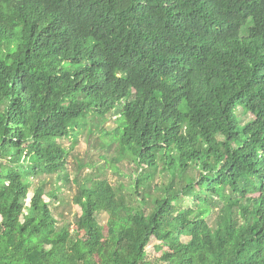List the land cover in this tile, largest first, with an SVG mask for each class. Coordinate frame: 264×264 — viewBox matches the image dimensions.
I'll list each match as a JSON object with an SVG mask.
<instances>
[{
    "label": "trees",
    "instance_id": "obj_1",
    "mask_svg": "<svg viewBox=\"0 0 264 264\" xmlns=\"http://www.w3.org/2000/svg\"><path fill=\"white\" fill-rule=\"evenodd\" d=\"M112 113L135 175L60 224L32 182ZM0 264H264V0H0Z\"/></svg>",
    "mask_w": 264,
    "mask_h": 264
},
{
    "label": "rangeland",
    "instance_id": "obj_2",
    "mask_svg": "<svg viewBox=\"0 0 264 264\" xmlns=\"http://www.w3.org/2000/svg\"><path fill=\"white\" fill-rule=\"evenodd\" d=\"M251 118L252 116L247 118V120ZM115 119L114 113L108 115L107 121L101 129H95L92 135H90L89 130L86 129L79 136L76 143L71 139L63 140L72 154L69 159L67 170L70 178L69 183L60 180L57 176H43L37 180H33V185L41 184L44 186L46 192L55 191L58 195L59 199L48 198V201L60 224L73 221L75 214L79 212V208L74 205L72 201L77 192V186L72 183L74 178L79 177L84 179L92 173L98 175L100 178H108L114 185L118 186L121 182L128 183L135 175L133 171L134 167L130 165L127 159L117 165H112L106 161L108 160L111 162L113 158L119 157L120 151L118 147H115V145L112 147H103L100 144V138L104 134L103 132L107 130L112 131L115 128ZM74 145L76 146L75 148H73ZM88 163L89 165H87ZM93 164L95 167L91 166ZM80 165H84V167L81 168ZM100 170L101 172H99ZM125 191V193H128L129 189L127 188ZM32 197L33 193L31 192L26 201L27 207L30 206ZM100 219L101 223H105L107 215L102 214ZM157 244L158 242L153 240L148 248L151 259L158 257L160 254L155 248Z\"/></svg>",
    "mask_w": 264,
    "mask_h": 264
}]
</instances>
